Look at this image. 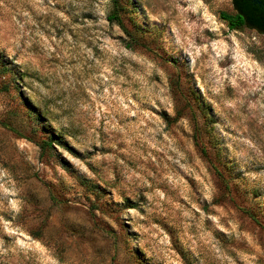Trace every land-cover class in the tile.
Segmentation results:
<instances>
[{
	"label": "rangeland",
	"instance_id": "rangeland-1",
	"mask_svg": "<svg viewBox=\"0 0 264 264\" xmlns=\"http://www.w3.org/2000/svg\"><path fill=\"white\" fill-rule=\"evenodd\" d=\"M111 7L0 0V264H264V33Z\"/></svg>",
	"mask_w": 264,
	"mask_h": 264
},
{
	"label": "trees",
	"instance_id": "trees-1",
	"mask_svg": "<svg viewBox=\"0 0 264 264\" xmlns=\"http://www.w3.org/2000/svg\"><path fill=\"white\" fill-rule=\"evenodd\" d=\"M112 7L107 18L111 23H116L131 37L132 41L126 44L127 47L133 48V35L125 25L124 16L128 11L130 0H111ZM234 11H221L220 17L226 21L230 29L243 30L244 28H253L264 33V0H232ZM140 30L139 26H136ZM55 139L48 138L40 142L42 153L53 148Z\"/></svg>",
	"mask_w": 264,
	"mask_h": 264
}]
</instances>
